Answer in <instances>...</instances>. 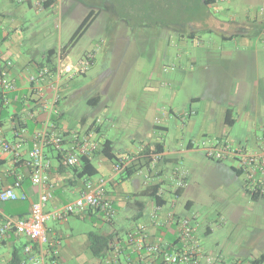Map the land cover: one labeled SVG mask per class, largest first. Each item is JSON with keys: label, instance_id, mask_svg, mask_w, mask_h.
I'll use <instances>...</instances> for the list:
<instances>
[{"label": "rangeland", "instance_id": "1", "mask_svg": "<svg viewBox=\"0 0 264 264\" xmlns=\"http://www.w3.org/2000/svg\"><path fill=\"white\" fill-rule=\"evenodd\" d=\"M82 1L75 7L64 0L61 12L36 16L35 22L37 43L66 46L82 19L98 12L69 50L74 63L92 53L94 64L63 88L65 127L86 133L99 125L115 153L158 139L187 142L219 118L216 130L235 143L250 148L262 134L261 119L250 111L264 107V0ZM96 95L101 103L94 106L89 100ZM225 108L233 109L234 125L221 120ZM220 165L202 149L180 155L166 169L187 173L186 193L166 197L180 215H198L200 241L212 244L211 254L224 251L227 263L247 251L264 252V197H252L232 179L230 164ZM148 172L134 175L142 179ZM171 183L177 186L176 179ZM188 199L192 208L185 206Z\"/></svg>", "mask_w": 264, "mask_h": 264}, {"label": "crops", "instance_id": "2", "mask_svg": "<svg viewBox=\"0 0 264 264\" xmlns=\"http://www.w3.org/2000/svg\"><path fill=\"white\" fill-rule=\"evenodd\" d=\"M63 1L64 0H41V2L37 0H0V68L5 67L7 61H11V72L17 82V89L10 92L8 95L9 100L7 102H2L0 99V111L2 112L0 113V126L3 129L0 140L4 139L6 143L12 146L20 143V147H17V149L13 151L12 149H6L5 145L0 142V183L5 187L14 185L17 178L21 176L23 179L20 185L15 188L16 192L19 195L23 193L28 195V198L25 200L17 199L0 202V212L17 218H23L30 214L32 204L37 200L39 195L38 187L32 182V169L29 165V150L33 147L36 131L43 126L47 118L48 112L46 110V102L52 96L50 88L47 89L44 98L38 97L34 93L32 94V87L35 86V83L30 82V75L39 68L48 65L47 58L49 50L51 49L56 50L55 56L51 58V64L55 63V58L63 47L62 45L59 47H50L51 44L41 45L36 42V16L47 15L50 12H61L64 8ZM203 2L207 3V0ZM69 3H71L72 6L79 7L84 2L82 0H70ZM207 20L210 23V19L207 18ZM88 54L90 53H86L85 57H87ZM64 55L69 61L73 62L69 57V51L64 53ZM85 57H80L76 63L82 61ZM73 78L66 81L64 85L65 90L72 86ZM63 96L64 95H62V97ZM98 96H100L98 103V105H100L101 95ZM228 109L232 108H225L221 113V120L225 125H229L226 122V112ZM247 111L249 112V110ZM15 114L21 116L24 125L22 131L18 129V122L13 118ZM250 115L254 117V120L257 119V117L261 119L260 129L262 134L260 136L256 135L253 145L249 146L252 150L264 151V107L261 108V110L258 109V111L251 110ZM235 122L232 125H234ZM220 123V118L218 121L215 119L211 120L209 125H207L210 129L202 131L199 135L190 138L187 142L183 141V137H177L175 142L170 143H167L165 139H158L153 142H142L139 147L132 150L128 149L126 152L121 151L116 153L117 156L127 153L135 154L138 156L137 160L139 161V157L142 156V154L138 153L142 147L154 148L156 143L163 142L164 150L162 152L156 154L150 153V156H158V159L152 164L145 165L141 168L149 169L148 173L143 174L142 179L134 175L135 173L128 177L126 179L127 181L122 179V175L115 174L114 161L103 154H96L93 160L97 159V165L95 166L98 169V173L94 177H102L109 180L106 187V195L113 200L117 214L110 222H106L103 219V214L97 210H88L85 214H71L65 219H57L51 215L46 223L48 234L52 243H56V241L59 243V247L57 246L58 255L56 258L52 257L49 259L51 264H123L129 260H134L136 253L133 249V245L127 240V234L137 226L145 227L151 235L152 240L156 243L170 247L171 244L176 242L177 225L175 222L169 226H157L151 220L154 213H158L162 220L188 217L180 215L178 211H176V208L168 207V199L166 197L168 193L175 198L186 193L187 173L185 176V174H179V171L175 169L171 175V173L167 174L166 168L170 163L177 161L180 155L201 149L196 147L205 136H228L226 132L221 130V132L218 133L216 130V126ZM58 125L61 130H70V128L64 125V110L61 103ZM96 126L99 128L98 133L106 139L107 137L104 135L102 128L99 125ZM154 127L155 129L167 130V127L163 125L156 124ZM17 132H19V136H17ZM52 149H54L53 146H48L46 148V153L53 162V168L48 173L50 181L53 184V197L45 206V212L49 214L56 208L62 207L73 201L83 190L86 180V177H79L72 169L62 165L55 157V153L51 151ZM141 160L144 164L145 160L143 157ZM216 162L221 164L220 166L222 168L226 169H228V166L222 164L229 163L232 179L236 177L244 187L243 176L237 169L236 162L230 160ZM148 175H150V178L147 177ZM179 177H183L185 180L184 190L181 195H177L176 192L178 187L176 186L173 188L171 183L172 179H176L177 184ZM155 183H162L161 190H163L162 194L165 200L161 205H158L152 197L142 195L143 190L147 186ZM124 184H127L126 188L123 187ZM163 184L167 186L165 190ZM246 192L248 191L246 190ZM193 205L194 200L192 199H188L185 204L186 208H192ZM190 218L195 220L196 235L203 252L211 254L209 252H214V249L211 248L212 244L210 242L202 243L198 237L203 225L202 221H200L197 214H193ZM1 221L2 216H0V222ZM205 229L207 234L213 232L210 226H207ZM92 233L111 236L112 249L105 253L104 257L95 256L91 250L90 234ZM28 241L29 239L26 236L16 235L13 231L9 232L7 236L0 237V264H20L24 246ZM217 244L220 245L219 243ZM242 254L243 255H236V259L232 261H242L250 264L251 260L260 258L264 255V252H256L254 249L253 251H247ZM250 255L251 257H249ZM214 256L222 257V262H218L219 264L226 263L224 251H220Z\"/></svg>", "mask_w": 264, "mask_h": 264}, {"label": "built area", "instance_id": "3", "mask_svg": "<svg viewBox=\"0 0 264 264\" xmlns=\"http://www.w3.org/2000/svg\"><path fill=\"white\" fill-rule=\"evenodd\" d=\"M37 1L41 2V0ZM93 64V54H89L78 63H73L60 50L55 63L41 67L30 75V82L35 83L32 87V94L44 98L47 89L50 88L52 96L46 102L47 118L43 126L36 131L33 147L29 150L32 182L38 187V198L32 204L30 214L26 217L17 218L0 212L2 216L0 237L7 236L13 231L16 235H23L29 239L24 246L20 264H49V259L56 258L58 255L59 243L51 242L46 225L51 215L57 219H65L71 214H85L88 210H97L103 214L106 222H110L117 214L113 200L106 195L109 180L102 177L85 180L83 190L73 201L56 208L51 214L45 212V206L53 197V184L48 174L53 167V162L47 157L46 148L53 145L66 166L76 167L80 164L82 157L93 158L104 141L96 127L86 133H77L71 130H61L58 125L60 100L66 81L75 75L87 73ZM10 66L12 62L8 61L5 67L0 68V92L3 102H7L9 93L17 89L16 78L12 75ZM18 129L23 130L20 124ZM2 133L3 129L0 126V137ZM16 134L19 136V132ZM0 142L8 150L15 151L17 147H20V143L12 146L4 139ZM197 147L205 151L206 155L213 160L236 162L237 169L243 176L245 189L251 196L264 197V151H255L246 144L235 143L226 135L205 136ZM143 150L144 147L138 154H141ZM137 157L135 154L128 153L121 155L115 163V174L122 175L126 172L138 161ZM154 158L156 161L158 156ZM147 177L150 178V175ZM22 179L19 176L14 185L6 187L0 183V202L28 198L27 194L19 195L15 189ZM182 185H184V178L179 177L177 187ZM160 191L161 194L163 190ZM151 220L157 226H169L175 222L177 241L170 247H166L154 242L145 227L137 226L127 234V240L133 245L136 253L135 259L123 264H202L203 259L207 264L222 262L221 256L203 252L196 235V223L193 218L180 217L162 220L158 213H154ZM227 264L247 263L232 261Z\"/></svg>", "mask_w": 264, "mask_h": 264}, {"label": "trees", "instance_id": "4", "mask_svg": "<svg viewBox=\"0 0 264 264\" xmlns=\"http://www.w3.org/2000/svg\"><path fill=\"white\" fill-rule=\"evenodd\" d=\"M211 2H214V0H207V3H211ZM97 15H98V12H96L95 10H91L83 18V20L81 21V23L79 24L77 29L72 34L69 43L66 46L62 47L61 50L63 53H66L71 48L75 47V45L80 41V39L83 37V35L91 27V25L93 24ZM55 53H56L55 49L49 50L48 58H47L48 59L47 64L51 65V58L53 56H55ZM90 54H92V53H90ZM7 62H6V64H7ZM6 64H5V66H6ZM10 67L12 68V66H10ZM0 95H1V93H0ZM99 97L100 96L96 95V96L90 98L89 102L92 105L97 106L99 103V100H100ZM0 99L2 100V97H0ZM0 113H2V112L0 111ZM13 118L15 121L17 120L16 122H18L17 123L18 125L20 124V126H22V127L24 126L22 123L23 121L21 119V116L19 114H15L13 116ZM226 122L229 125H232L235 122V119L233 118L232 109H228L226 112ZM95 127H96V130L99 132V128L96 125H94L93 128H95ZM163 145H164L163 142H158L155 144L154 148H150V147L145 146L144 150L141 153L142 156L139 157L140 160L137 161L136 163H134L131 167H129L126 170V172H124L122 174L121 178L127 179L128 177H130L131 175H133L134 173L139 171L143 166L152 164L155 161V158L152 155L150 156V153L156 154V153L162 152L164 150ZM49 146H53V145H49ZM51 151L55 153V155H56L55 157L62 163V165H64L67 168L72 169L76 173V175L79 177H82V178L86 177V180H87L89 178H93L98 173V169L93 162V158L82 157L80 159L81 161H80V164L78 166L69 167L63 163L61 155L59 154L58 150L55 147ZM96 154H103L104 156H106L110 160L114 161L115 163L119 160V157L121 156V155L117 156V154L114 152L113 141L110 138L104 139L101 147L98 149ZM46 155H47V153H46ZM47 157H48V155H47ZM142 157L145 160L144 164L142 163L143 161L141 160ZM30 167L32 169L31 165H30ZM184 186H185V180H184V185L179 186L177 188V192H176L177 195H181L183 193V190H184L183 187ZM161 187H162V183L151 184L143 190L142 195L152 197L158 205H161L165 200L163 198V194L162 193L160 194ZM252 197H254L255 199L258 198V196H252ZM90 237H91V250L93 251L95 256L104 257V254L112 249L111 236L100 234V233H92V234H90ZM263 263H264V255H262L260 258L253 259L250 262V264H263Z\"/></svg>", "mask_w": 264, "mask_h": 264}]
</instances>
